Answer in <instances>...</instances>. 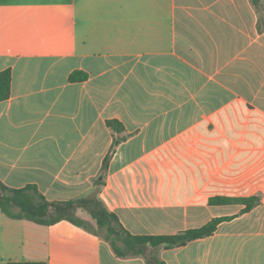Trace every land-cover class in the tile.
<instances>
[{"label":"crops","instance_id":"1","mask_svg":"<svg viewBox=\"0 0 264 264\" xmlns=\"http://www.w3.org/2000/svg\"><path fill=\"white\" fill-rule=\"evenodd\" d=\"M6 70L0 182L35 185L49 202L97 194L133 236L228 218L209 237L146 253L264 264V16L252 0H0ZM74 72L88 79L71 83ZM214 198L260 203L245 212ZM11 262L148 264L67 220L0 209V264Z\"/></svg>","mask_w":264,"mask_h":264},{"label":"trees","instance_id":"2","mask_svg":"<svg viewBox=\"0 0 264 264\" xmlns=\"http://www.w3.org/2000/svg\"><path fill=\"white\" fill-rule=\"evenodd\" d=\"M254 5L262 12L264 8L260 0H252ZM88 79V74L74 72L69 77V82L79 83ZM12 75L10 70L0 73V101H6L11 96ZM108 126L116 133L124 131L118 121H109ZM122 138L115 140L112 152L106 158L104 168L115 151V147ZM98 184H102L98 182ZM212 205H228L241 203L246 205L245 212L250 211L260 203L257 198L250 199H227L214 198L210 201ZM0 209L9 218L14 220H27L38 225L50 226L62 220H67L76 226L82 227L109 241L119 256H143L148 264H165L157 255L148 256L146 247H164L172 249L182 247L192 241L209 237L215 233L218 225L228 218H219L209 222L202 228L193 229L177 235L163 236H133L121 226L118 217L111 213L97 194L88 198L72 200L68 202H49L35 185H28L23 189H11L0 182ZM87 211L93 225L76 215L78 210ZM9 264H46L41 262H11Z\"/></svg>","mask_w":264,"mask_h":264},{"label":"rangeland","instance_id":"3","mask_svg":"<svg viewBox=\"0 0 264 264\" xmlns=\"http://www.w3.org/2000/svg\"><path fill=\"white\" fill-rule=\"evenodd\" d=\"M81 212L84 213V214H83L84 216H88V217L91 219V216H90V214H89L87 211L82 210ZM76 215H77V212H76ZM77 216H78V215H77ZM86 221H87V220H86ZM88 222H90V221H88ZM93 225H94V224H93ZM147 255H148V256H151V254H150L149 252L147 253Z\"/></svg>","mask_w":264,"mask_h":264}]
</instances>
